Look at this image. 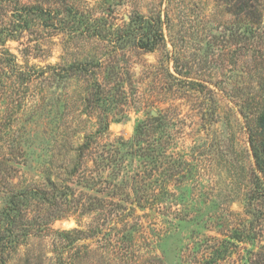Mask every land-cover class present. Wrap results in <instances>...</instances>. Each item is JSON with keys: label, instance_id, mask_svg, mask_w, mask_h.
<instances>
[{"label": "rangeland", "instance_id": "374dc122", "mask_svg": "<svg viewBox=\"0 0 264 264\" xmlns=\"http://www.w3.org/2000/svg\"><path fill=\"white\" fill-rule=\"evenodd\" d=\"M225 2L0 0V211L25 191L36 215L49 206L28 191L47 192L49 208L64 210L52 228L69 233V264H85L90 245L100 264L114 249L122 264L264 257L246 118L262 97L264 60ZM158 13L164 38L146 50L137 15ZM142 122L149 134L137 142ZM144 171L137 185L163 192L139 206L134 177ZM37 233L6 264L28 254L55 264L59 234Z\"/></svg>", "mask_w": 264, "mask_h": 264}, {"label": "trees", "instance_id": "16d2710c", "mask_svg": "<svg viewBox=\"0 0 264 264\" xmlns=\"http://www.w3.org/2000/svg\"><path fill=\"white\" fill-rule=\"evenodd\" d=\"M215 1L217 2V4L220 2V0ZM225 3L229 6L228 10L234 17V19L236 21L241 20L246 24V27H248L250 34L249 39L253 43L257 42L258 45L259 41H261L262 43L264 41V0H226ZM137 16H139L138 21L140 28H145L146 31L144 33L151 36L145 43H141L140 46L145 48L146 50H153L158 40L164 38L163 20L161 18V14L158 13L153 15L152 17H146L145 15L140 14H138ZM258 45H256L254 49L250 50L253 52L254 56L256 53L258 57H261L262 60H264V54H262L263 48ZM260 73L264 76V71ZM261 96L262 97H259L257 101H254V109H251L252 111H249V113L246 115V118L249 126V142L251 145L252 155L254 157L256 169L259 172V174L257 175L258 183L262 185L260 194L264 195V88ZM148 134V123L142 122L137 126L136 136L134 140L137 142L145 141V138L148 136ZM147 179L148 176L146 171L139 172L136 174V177H134V184H136L134 192L137 197L133 202L135 203L136 201L139 206H145V204L142 203V200L146 201V204H148L149 202L157 199L158 195L163 192L161 189H154L153 187L147 186L146 188L145 182L141 183V185L139 186L137 185L140 180L146 181ZM260 185L258 186L259 188ZM28 192L30 194L34 193L33 195H31V197H38V202L41 201V204L48 205L49 207L50 205L55 204L54 201H48L49 199L46 197L47 192L45 191L39 192L36 191V189H31ZM26 194L28 193L25 191L19 194L14 193V191L10 192L6 198V204L0 211V214H2V217L0 218V264H6L7 259L10 258V254L12 251L13 253L17 252L18 246L21 245L22 239H24L25 242L28 237L38 235L37 232L46 233L50 230L55 232L56 234H59L60 237L58 240H54V242H56L54 243V249L52 252H54L53 254L55 255V264H69L70 257L68 256V246L70 243L66 238L69 233L68 231H57L52 228V222L55 219L63 217L64 215L61 212H64V210L60 209L61 212L59 213L58 211H52L49 207L40 206L36 209V215H32V211L30 210L33 209H30L27 203L24 200L20 199L22 195L27 196ZM128 194L130 198V193L127 192V195ZM100 200L104 202L107 201L106 199ZM109 204L111 203H104V205L106 206ZM117 204H120L119 207L123 211L128 209V207H126L127 205H124L122 203ZM91 226L92 224L86 231H82L85 232V234L83 233V236L86 239L93 238L94 236L93 232H91ZM111 240L114 241V239ZM87 248L88 256L87 258H83L86 260L85 264H100V254L96 252V249H94L91 245ZM114 250H112V253L109 251L110 253L108 252V255H106L105 264H122L118 262V260L121 259H119L118 256L114 255ZM28 255L30 256V258L28 257L29 259L26 264H44L47 261L46 260L44 262V260L48 259L44 257L43 254ZM256 264H264V257H261L259 261L256 260Z\"/></svg>", "mask_w": 264, "mask_h": 264}]
</instances>
